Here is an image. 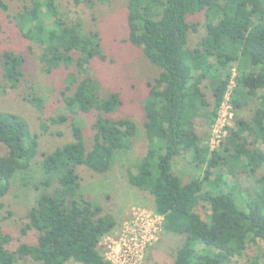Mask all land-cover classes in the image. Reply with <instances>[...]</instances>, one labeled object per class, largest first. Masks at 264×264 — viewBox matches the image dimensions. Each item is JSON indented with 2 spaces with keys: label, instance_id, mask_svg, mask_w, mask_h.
Masks as SVG:
<instances>
[{
  "label": "trees",
  "instance_id": "1",
  "mask_svg": "<svg viewBox=\"0 0 264 264\" xmlns=\"http://www.w3.org/2000/svg\"><path fill=\"white\" fill-rule=\"evenodd\" d=\"M95 4L29 0L15 18L20 30L42 47L44 71H68L62 92L65 109L73 115H100L92 125L90 148L80 118L72 123L73 142L44 155L48 178L21 230L23 236L35 233L36 242L23 237L15 243L0 230V264L25 259L38 264H113L100 245L118 223L80 196L78 169L110 171L116 157L130 151L142 132L133 120L104 116L115 113L122 99L117 93L100 98L90 65L104 56L102 40L96 31H84L82 20L74 16L83 5L91 10ZM189 7L204 13L206 22L205 36L193 49L189 37L197 26L188 23ZM0 10L8 11L3 0ZM127 22L128 41L161 69L144 102L146 155L137 172H129L128 181L153 197L155 213L165 218L164 232L183 238L174 264H231L249 243H264V154L258 146L264 143V0H127ZM2 59L4 91L19 89L24 57L6 51ZM232 65L238 70L234 119L220 147L211 150L206 141L230 84ZM78 75L83 76L80 81ZM28 100L36 104V98ZM247 110H253L251 120L243 117ZM50 120L61 123L68 117ZM42 129L47 130L45 122ZM0 143L7 150L0 154L1 204L16 175L30 169L38 157L39 136L26 119L2 111ZM186 149L193 151L191 163L205 169L203 177L188 182L173 171L174 161ZM243 177L253 180L256 197L244 191Z\"/></svg>",
  "mask_w": 264,
  "mask_h": 264
},
{
  "label": "rangeland",
  "instance_id": "2",
  "mask_svg": "<svg viewBox=\"0 0 264 264\" xmlns=\"http://www.w3.org/2000/svg\"><path fill=\"white\" fill-rule=\"evenodd\" d=\"M3 1L8 5V11L0 10V112H12L27 120L31 132L39 136V155L30 169L16 175L9 193L1 200L0 230L9 233L15 243H19L23 237L28 242L35 243V233L23 236L21 230L28 222L26 215L36 203L43 187L41 184L48 178L42 165L44 155L73 142L72 123L80 118L84 121L86 141L90 148L94 137L92 125L100 114L94 111L91 114L73 115L65 109L62 92L66 88L68 71L58 70L47 74L41 60L42 47L32 42L28 31H21L15 20L17 14L29 5V0ZM188 12V23L197 26L196 31L191 30L189 37V47L193 49L205 36V14L194 12L190 7ZM74 16L82 20L84 31H96L102 40L104 56L90 65V76L100 84V98H108L117 93L122 99V105L115 113L104 116L112 120H133L142 132L137 141L133 142L130 151L122 152L116 157L110 171L97 173L85 167L78 169L81 178L80 196L100 206L104 214L112 215L118 223L117 229L102 240L100 251L115 264H174L176 253L183 244L180 236L167 234L162 230L141 251L144 231L151 225L146 221L141 223V219L153 218L156 214L155 203L152 196L133 187L128 181L129 172L136 173L137 166L146 155L147 142L143 135L144 102L149 94L150 82L159 76L161 69L147 60L141 48L128 41L130 24L127 22V0H96L93 9L83 5L79 11H74ZM6 51L21 55L25 60L20 88L8 92L4 91L2 59V54ZM236 67L232 65L229 69L232 77L234 71L238 75ZM81 78L83 76L78 75L79 81ZM260 95L264 96V89L260 90ZM32 98H36V104L28 100ZM252 111L247 110L243 117L251 120L254 116ZM63 116L68 117V120L61 123L50 120H60ZM43 122L46 123V131L42 129ZM208 140L209 137L206 144ZM258 146L264 154V143L260 142ZM6 153V147L0 143V154ZM192 155L193 151L186 149L182 157L174 161L173 171L184 182L193 177L204 176L205 169H197L191 163ZM217 172L212 177L214 182H217L219 171ZM226 176L231 179L230 175ZM52 178L55 186V177ZM230 182L233 183V180ZM242 182L247 188L244 191H250L252 197H256L253 180L248 181L243 177ZM16 264L38 263L25 259ZM231 264H264V243H249L244 255L234 258Z\"/></svg>",
  "mask_w": 264,
  "mask_h": 264
},
{
  "label": "built area",
  "instance_id": "3",
  "mask_svg": "<svg viewBox=\"0 0 264 264\" xmlns=\"http://www.w3.org/2000/svg\"><path fill=\"white\" fill-rule=\"evenodd\" d=\"M235 89L236 72L234 71L224 99L217 111L214 125L211 128L210 138L208 140V146L211 148V150H217L220 147L222 141L228 133L229 128L232 125V121L234 119L232 98L234 97ZM143 221H146V223H151V225L147 226L144 231L141 251H143L147 244H150L152 241H154L160 232L164 230L163 226L165 218L161 215L155 214L150 220H146L144 218L141 219V223H144ZM108 260L111 261L110 259ZM112 263L115 264L114 262Z\"/></svg>",
  "mask_w": 264,
  "mask_h": 264
}]
</instances>
